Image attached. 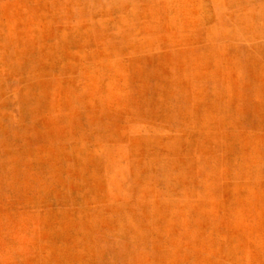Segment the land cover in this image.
<instances>
[{"label":"rangeland","instance_id":"rangeland-1","mask_svg":"<svg viewBox=\"0 0 264 264\" xmlns=\"http://www.w3.org/2000/svg\"><path fill=\"white\" fill-rule=\"evenodd\" d=\"M0 264H264V0H0Z\"/></svg>","mask_w":264,"mask_h":264}]
</instances>
